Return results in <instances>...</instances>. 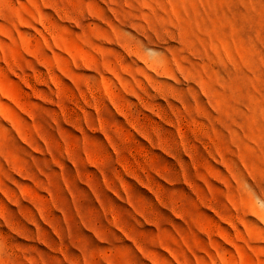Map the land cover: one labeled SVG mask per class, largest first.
<instances>
[{
	"label": "rangeland",
	"instance_id": "374dc122",
	"mask_svg": "<svg viewBox=\"0 0 264 264\" xmlns=\"http://www.w3.org/2000/svg\"><path fill=\"white\" fill-rule=\"evenodd\" d=\"M0 264H264V0H0Z\"/></svg>",
	"mask_w": 264,
	"mask_h": 264
}]
</instances>
